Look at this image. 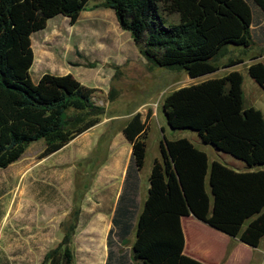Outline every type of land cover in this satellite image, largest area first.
<instances>
[{
	"label": "trees",
	"instance_id": "16d2710c",
	"mask_svg": "<svg viewBox=\"0 0 264 264\" xmlns=\"http://www.w3.org/2000/svg\"><path fill=\"white\" fill-rule=\"evenodd\" d=\"M88 1L0 0V168L20 159L31 142L42 140L40 154L46 156L100 121L104 107L93 101L94 89L70 74L45 73L36 82L29 75L31 35L57 15L74 25ZM99 1L113 11L119 28L151 67L182 71L191 79L216 72V62L230 48L246 52L251 26L263 21L258 28L264 31V0ZM258 58L251 57L247 74L264 91V59ZM161 109L170 129L191 130L200 142L249 167L264 164V118L259 110L244 107L239 71L173 90ZM150 115L137 112L121 129L131 158L106 236L105 264H202L183 254L181 218L189 215L258 248L264 237V169L209 163L205 151L186 138L159 143L160 157L153 160L147 197L136 217L133 181L144 164ZM133 228L130 256L116 255L115 243L125 245ZM69 244L65 232L40 264H72Z\"/></svg>",
	"mask_w": 264,
	"mask_h": 264
},
{
	"label": "rangeland",
	"instance_id": "374dc122",
	"mask_svg": "<svg viewBox=\"0 0 264 264\" xmlns=\"http://www.w3.org/2000/svg\"><path fill=\"white\" fill-rule=\"evenodd\" d=\"M92 4L90 1L86 8ZM51 23L47 33L52 32ZM58 31L64 54L69 59L75 54L79 56L75 58L80 60L79 66L72 69L77 80L95 90L93 101L104 107V113L94 127L61 149L41 156L44 142H31L20 159L0 168V264H40L65 232L70 233L72 264H105L106 236L111 227L113 201L120 188L119 166L115 165L113 171L108 168L109 146L137 112L143 118L148 111L151 114L141 168L144 185L147 167L154 157H159V143L164 138H186L205 151L209 162L213 159L235 170L264 169V164L249 167L213 145L200 142L191 130L170 129L161 109L164 97L173 90L236 70L242 75L244 107L263 110L264 114V91L247 74V67L254 61L251 57L264 59V43L258 44L253 30L252 44L246 52L230 48L216 62V72L193 79L182 71L151 67L140 54L133 57L124 40L128 32L116 22L114 30H98L93 21L86 19L75 25H59ZM53 45L49 46L52 51ZM238 59L241 62L225 66ZM36 73L31 67L29 75L33 82ZM253 218L245 221L243 228ZM134 238L135 228L125 245L115 243V254L128 258ZM113 239L117 241L115 236ZM240 256L243 259V254Z\"/></svg>",
	"mask_w": 264,
	"mask_h": 264
},
{
	"label": "crops",
	"instance_id": "0c3cea01",
	"mask_svg": "<svg viewBox=\"0 0 264 264\" xmlns=\"http://www.w3.org/2000/svg\"><path fill=\"white\" fill-rule=\"evenodd\" d=\"M90 1L93 3L92 6L86 8ZM87 4L85 5V10L80 12L75 24L88 19L93 21V25L98 30H108V27L110 30L115 29V22L117 23V21L111 9L103 7L101 5V1L99 0H89ZM49 21L52 22L50 26V30L52 31L51 33H47ZM65 24H69L68 18L57 15L47 21L45 29L40 30L41 32L39 31L37 35L31 38V47L34 56L31 67L32 70L34 69L37 71L35 82L38 81V79L45 73L53 75H66L70 73V75L77 79L72 69L79 66L78 64H80V60L77 59L78 61H75V58H79V56L75 54L74 58L72 57L69 59V56L64 54V46H62L59 42L60 35L58 26ZM262 24L263 21L257 26H251V30L254 31L255 39L258 44L264 43V31L259 30L258 28ZM127 34L128 35L124 37L126 46L130 49V54L137 58L139 53L135 48L129 33ZM101 41V39H98V42ZM51 43H54L53 51L49 48ZM109 45L111 46L112 44L110 43ZM132 47L134 49H132ZM259 111L262 113L264 118L263 110ZM109 152L111 155L108 160V168L113 171L115 165L119 166L118 171L120 177V188L113 201L111 212L113 215L119 195L122 192L126 169L131 158V145L123 137L121 131L116 134L114 141L111 142ZM159 157H154L153 160ZM212 161L214 160L212 159L209 163ZM151 166L147 167V172L145 173V176L147 177L146 185L143 184L141 170L134 175L133 182H135L134 184L137 194L135 199V206L137 207L136 217L140 213L143 203L147 197L148 176ZM181 228L184 235L183 254L202 264H229L232 260L234 261L232 264H264V237L261 239L258 248H250L249 246L241 243L239 240L230 238L227 235L196 220L192 215L181 218ZM240 254H243V259H240ZM236 257L238 258L237 260H235Z\"/></svg>",
	"mask_w": 264,
	"mask_h": 264
}]
</instances>
